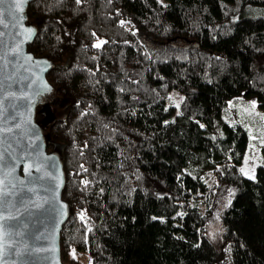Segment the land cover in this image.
<instances>
[{"label": "trees", "instance_id": "trees-1", "mask_svg": "<svg viewBox=\"0 0 264 264\" xmlns=\"http://www.w3.org/2000/svg\"><path fill=\"white\" fill-rule=\"evenodd\" d=\"M27 15L28 51L53 63L36 120L64 166L62 262L264 264V167L241 174L248 135L223 120L239 96L264 110V0H34Z\"/></svg>", "mask_w": 264, "mask_h": 264}, {"label": "water", "instance_id": "water-1", "mask_svg": "<svg viewBox=\"0 0 264 264\" xmlns=\"http://www.w3.org/2000/svg\"><path fill=\"white\" fill-rule=\"evenodd\" d=\"M34 0H26L24 3V11L19 16L22 20H12L6 18L9 24L7 29H3L6 35L3 37L4 46L0 47V153L16 152L18 155L23 154L25 162H17L12 175L20 180H25L24 166L25 163H33L28 157L31 152L36 157V166L41 167L43 171H54L57 179L51 181L53 186L59 184L58 188H54L55 204L63 205V216L59 217L51 210L49 204H43L39 211H35L33 215L24 214L18 217L20 221L18 228H12L11 231L20 230L24 233L22 237L5 236V246L11 244L13 247L20 249L21 255L7 258L5 264H64L61 259L60 238L64 224L68 220L70 209L66 202L62 200V193L65 186L64 166L61 156L58 153H49L47 151V138L43 134L40 124L36 123V108L52 91V86L48 81L53 63L45 58H37L28 51L37 36V30L29 24L27 9ZM0 7H5L0 5ZM13 24L16 27H13ZM33 29L30 37L21 35L19 37L13 34L17 31L23 33L24 29ZM20 42L21 52L15 61L11 59V55L4 56L3 53L8 50L12 44ZM31 56L32 61H28L26 57ZM46 62L47 67L43 63L37 65L34 62ZM31 83L30 87H26ZM47 89V90H45ZM43 91V95H35L36 91ZM16 125H19L17 127ZM39 134V139L35 140V147L28 148L27 145L33 142L32 132ZM22 149H26L21 153ZM8 157L5 156V160ZM54 164V169L50 168ZM6 171V170H5ZM41 173L33 172V175ZM39 187V185H37ZM7 215V213H5ZM10 225H16V220H10ZM27 227H23V225ZM39 236L37 240L35 237ZM27 244V248L24 244ZM44 248L50 249L43 252L28 253V249Z\"/></svg>", "mask_w": 264, "mask_h": 264}, {"label": "snow or ice", "instance_id": "snow-or-ice-1", "mask_svg": "<svg viewBox=\"0 0 264 264\" xmlns=\"http://www.w3.org/2000/svg\"><path fill=\"white\" fill-rule=\"evenodd\" d=\"M26 0H0V5L5 7H0V47L4 46L3 37L6 33L3 29H7L9 24L6 23V18H11L12 20H22L23 17L19 16L18 14L24 11V3ZM162 2V0H161ZM77 4H81L82 0H76ZM121 25L125 23V21L120 22ZM13 27H16L13 24ZM33 29L27 28L24 29V32L21 33L19 31L15 32L14 36H21L25 35L26 37H30L33 34ZM105 41H99L95 47H100ZM21 52L20 42L12 44L8 47V50L3 53L4 56L11 55V59L13 62L15 61L16 57L19 56ZM28 61H32V57H26ZM35 64L39 65L41 63L47 67L46 62H34ZM31 83L26 87H30ZM47 90V89H45ZM44 90L36 91L35 95H43ZM171 99V98H170ZM179 108V104L175 105ZM252 108H255V104L252 105ZM179 115V113H178ZM19 127V125H16ZM203 127V125H201ZM34 140L32 143L27 145L28 148L35 147V140L39 139V134L35 131L32 132ZM258 137L252 136V139H257ZM261 144L264 145V137H260ZM26 149H22L21 153H23ZM5 156L8 157L5 160ZM28 157L32 159L33 163H25L24 166V174L25 180H20L12 173L15 170L16 163L25 162V157L23 154H17L16 152H4L0 153V264H5L7 258L20 256L22 253L20 249L13 247V245L9 244L5 246L4 239L5 236L8 237H22L24 233L20 230L11 231L12 228H18L20 221L17 219L24 214L31 216L34 214L35 211H39L43 204H49L51 210L54 211L57 216H63V205L57 206L55 202V192L54 188H58L59 184H53L51 181H55L57 179L54 171H43L41 167L36 166L35 161L36 157L32 156L31 152L28 153ZM245 164H247V158L245 160ZM54 164L50 166V168L54 169ZM6 170V171H5ZM41 173L39 175H33V172ZM241 174L244 175L248 179L255 178V167L253 166L250 170L246 171L245 168L240 169ZM85 185H87V181H83ZM39 185V187H37ZM233 195L231 190H229V196ZM228 204H231V199L228 200ZM7 213V215H5ZM80 219L83 221L85 220V215L83 212L80 214ZM153 219H156L153 217ZM10 220H16V225H10ZM23 227H27V225H23ZM88 231H91L89 228ZM35 239L39 240L40 237L37 236ZM24 247L27 248V244L25 242ZM50 249L44 248H34L28 249V253L31 254L32 252H43L48 251Z\"/></svg>", "mask_w": 264, "mask_h": 264}, {"label": "rangeland", "instance_id": "rangeland-1", "mask_svg": "<svg viewBox=\"0 0 264 264\" xmlns=\"http://www.w3.org/2000/svg\"><path fill=\"white\" fill-rule=\"evenodd\" d=\"M177 96H175L176 101L172 102V105L174 106L177 103L179 104L181 100V96H180V100ZM52 97H54V99H57L59 101L62 100V96L58 95L57 93ZM48 98L49 97L43 98L41 102L47 101ZM253 104H255L254 109L252 108ZM41 105L42 103H39V105L37 106L36 115H37V110ZM223 120L226 123L239 124L245 128L248 135V145L240 169L243 167L245 168L246 171H248L254 166L255 178H256L257 169L261 166L264 167V145L261 144V140H260V137H264V110L259 107L257 100L255 98H246L244 96H239L229 101L227 111L223 115ZM36 123H38L37 120ZM43 134L45 135L47 134V129H43ZM252 136H256L258 138L254 140L252 139ZM246 158H247V164H245ZM220 212H221V208H219L216 211L212 219L211 225L213 231L221 229ZM79 259H80V263L88 262V257L85 254H83Z\"/></svg>", "mask_w": 264, "mask_h": 264}]
</instances>
